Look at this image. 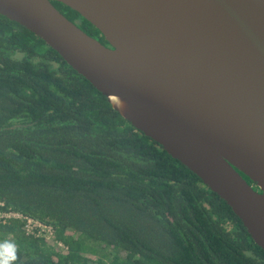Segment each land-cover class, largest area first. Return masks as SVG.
I'll list each match as a JSON object with an SVG mask.
<instances>
[{
    "label": "trees",
    "instance_id": "obj_1",
    "mask_svg": "<svg viewBox=\"0 0 264 264\" xmlns=\"http://www.w3.org/2000/svg\"><path fill=\"white\" fill-rule=\"evenodd\" d=\"M53 3L107 43L79 12ZM0 202L54 228L48 239L0 219V245L15 246L11 264H264V249L221 196L2 14ZM105 249L110 261L95 257ZM0 259H9L3 248Z\"/></svg>",
    "mask_w": 264,
    "mask_h": 264
},
{
    "label": "water",
    "instance_id": "obj_2",
    "mask_svg": "<svg viewBox=\"0 0 264 264\" xmlns=\"http://www.w3.org/2000/svg\"><path fill=\"white\" fill-rule=\"evenodd\" d=\"M56 1L107 43L53 0H0V14L197 174L264 249V0Z\"/></svg>",
    "mask_w": 264,
    "mask_h": 264
},
{
    "label": "built area",
    "instance_id": "obj_3",
    "mask_svg": "<svg viewBox=\"0 0 264 264\" xmlns=\"http://www.w3.org/2000/svg\"><path fill=\"white\" fill-rule=\"evenodd\" d=\"M3 205L4 203L0 202V206ZM7 218L22 220L25 223L26 230L32 231V233L35 232V229H37L40 231L39 235L45 236L48 239H54L55 237L54 228L52 226L12 209H8V210L0 209V219H7ZM42 232H47L48 234H44ZM59 244L60 246H64L62 243Z\"/></svg>",
    "mask_w": 264,
    "mask_h": 264
},
{
    "label": "clouds",
    "instance_id": "obj_4",
    "mask_svg": "<svg viewBox=\"0 0 264 264\" xmlns=\"http://www.w3.org/2000/svg\"><path fill=\"white\" fill-rule=\"evenodd\" d=\"M14 245L8 242H5L4 244L0 245V248H3L7 254L9 259H0V264H11V261L15 259V255L13 253Z\"/></svg>",
    "mask_w": 264,
    "mask_h": 264
},
{
    "label": "rangeland",
    "instance_id": "obj_5",
    "mask_svg": "<svg viewBox=\"0 0 264 264\" xmlns=\"http://www.w3.org/2000/svg\"><path fill=\"white\" fill-rule=\"evenodd\" d=\"M26 231H27V230H26ZM28 232H29V233H28ZM35 232H37V234L40 233V231L37 230V229H35ZM27 233H28V234H32V231H29V230H28ZM42 233H44V234H48L47 232H42ZM5 241H6V240H5ZM1 242H3V241L1 240ZM103 252L108 254V255H106V256H107L106 258H107V261H110V260L112 259L113 255H114V252H113L112 249H105L104 251H99V252L96 253V256H95V257L102 255ZM90 254H91V253H90ZM126 254H127V253H126L124 250H121V251H120V256L125 257Z\"/></svg>",
    "mask_w": 264,
    "mask_h": 264
}]
</instances>
